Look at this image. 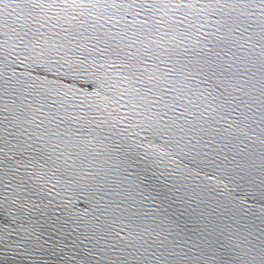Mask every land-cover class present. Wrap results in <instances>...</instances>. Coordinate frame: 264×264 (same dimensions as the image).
<instances>
[{
	"label": "water",
	"instance_id": "1",
	"mask_svg": "<svg viewBox=\"0 0 264 264\" xmlns=\"http://www.w3.org/2000/svg\"><path fill=\"white\" fill-rule=\"evenodd\" d=\"M0 264H264V0H0Z\"/></svg>",
	"mask_w": 264,
	"mask_h": 264
}]
</instances>
